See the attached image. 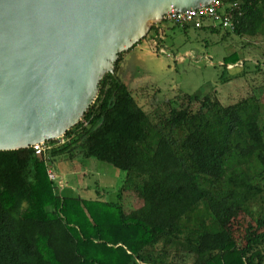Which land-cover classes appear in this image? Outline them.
Returning <instances> with one entry per match:
<instances>
[{
	"label": "trees",
	"instance_id": "obj_1",
	"mask_svg": "<svg viewBox=\"0 0 264 264\" xmlns=\"http://www.w3.org/2000/svg\"><path fill=\"white\" fill-rule=\"evenodd\" d=\"M223 1L234 29H194L264 37V0ZM166 23L145 39L159 46ZM123 54L64 145L48 156L33 147L0 151V264H174L190 256L193 264H264V104L180 93L152 118L118 74ZM240 62L223 82L248 74L247 62L256 72L264 65L235 52L222 66ZM78 157L126 172L120 197L130 190L141 205L126 210L122 201L59 192L50 164Z\"/></svg>",
	"mask_w": 264,
	"mask_h": 264
},
{
	"label": "water",
	"instance_id": "obj_2",
	"mask_svg": "<svg viewBox=\"0 0 264 264\" xmlns=\"http://www.w3.org/2000/svg\"><path fill=\"white\" fill-rule=\"evenodd\" d=\"M212 0H0V151L60 138L171 11Z\"/></svg>",
	"mask_w": 264,
	"mask_h": 264
},
{
	"label": "rangeland",
	"instance_id": "obj_3",
	"mask_svg": "<svg viewBox=\"0 0 264 264\" xmlns=\"http://www.w3.org/2000/svg\"><path fill=\"white\" fill-rule=\"evenodd\" d=\"M166 24L162 43L158 46V40L143 39L124 52L118 72L152 118L158 119L159 115L168 111L169 101L180 93L200 96L215 94L224 105L254 96L264 104V65L261 71L256 72L252 63L247 62L248 74L222 81L223 74L231 76L242 70L241 62L224 70L222 63L225 56L237 52L246 60H264L263 36L242 39L233 35L223 39L224 32L214 33L209 29L196 30L192 27L186 34L180 28H171L173 24ZM155 137L152 135V140ZM63 167L66 170L70 167L69 171L73 172L70 180L65 178V183L77 186L64 194L85 199L101 196L110 202L122 201L126 210L140 206V200L130 190L123 191L120 197L126 172L113 165L97 158L83 157L50 164V168L60 174L64 173ZM193 261L192 256L173 259L174 264H193Z\"/></svg>",
	"mask_w": 264,
	"mask_h": 264
},
{
	"label": "built area",
	"instance_id": "obj_4",
	"mask_svg": "<svg viewBox=\"0 0 264 264\" xmlns=\"http://www.w3.org/2000/svg\"><path fill=\"white\" fill-rule=\"evenodd\" d=\"M237 5H235L236 7ZM171 24L189 25L194 28H200L204 24L214 27L221 26L223 29H234V14L226 10L223 0H212L209 5L199 9H193L185 12L171 11L164 16L163 21ZM69 138L65 135L54 139L53 143L49 141L34 144L32 147L39 155H47L49 151L56 146L64 145ZM49 176L56 181V175L49 168Z\"/></svg>",
	"mask_w": 264,
	"mask_h": 264
},
{
	"label": "crops",
	"instance_id": "obj_5",
	"mask_svg": "<svg viewBox=\"0 0 264 264\" xmlns=\"http://www.w3.org/2000/svg\"><path fill=\"white\" fill-rule=\"evenodd\" d=\"M53 164H55V163H53ZM64 168V167H63ZM50 169H52V168H50ZM68 169L70 170V167H68ZM69 170H66V168H64V173L63 174H60V173H57L56 171H54V170H52L53 172H54V174L56 175V183H57V185L59 186V192H61L62 194H64L65 193V191H68V190H70V191H72L73 190V188H77V186L76 185H71V184H67V183H65V181H66V179L65 178H68L69 180H70V178H72V174H73V172H71V171H69ZM66 176V177H65ZM70 176V177H69ZM132 192V191H131ZM97 193H99V191L97 190ZM133 193V192H132ZM64 195H66V194H64ZM135 195V194H134ZM68 196H72V195H68ZM136 196V195H135ZM138 198V197H137ZM139 199V198H138ZM140 200V199H139ZM139 205H141V200H140V204ZM139 207V206H138ZM137 207V208H138Z\"/></svg>",
	"mask_w": 264,
	"mask_h": 264
}]
</instances>
